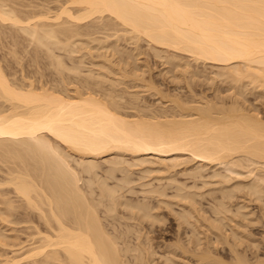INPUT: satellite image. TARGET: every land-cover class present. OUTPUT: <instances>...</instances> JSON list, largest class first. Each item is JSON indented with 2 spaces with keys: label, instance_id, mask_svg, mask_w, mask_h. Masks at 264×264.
Returning a JSON list of instances; mask_svg holds the SVG:
<instances>
[{
  "label": "bare ground",
  "instance_id": "bare-ground-1",
  "mask_svg": "<svg viewBox=\"0 0 264 264\" xmlns=\"http://www.w3.org/2000/svg\"><path fill=\"white\" fill-rule=\"evenodd\" d=\"M60 1L51 9L46 0H0V264L21 255L28 264H150L147 229L163 220L161 204L177 221L173 256L264 264L236 247L255 245L252 213L223 199L241 188L261 198L264 173L235 184L222 174L209 214L195 184L176 178H203L209 164L233 175L248 161L264 168V116L241 101L244 81L264 91V0ZM141 40L173 78L192 76L199 62L220 67L232 100L161 94L154 109L124 94L125 79L159 93L138 72ZM87 47L109 53L81 74ZM42 57L54 73L43 72Z\"/></svg>",
  "mask_w": 264,
  "mask_h": 264
},
{
  "label": "rangeland",
  "instance_id": "rangeland-1",
  "mask_svg": "<svg viewBox=\"0 0 264 264\" xmlns=\"http://www.w3.org/2000/svg\"><path fill=\"white\" fill-rule=\"evenodd\" d=\"M60 2H61L60 0H46L45 3L47 4L48 7L53 9L52 7L57 6ZM100 34L101 33H96V35H100ZM117 42L120 48H125L126 50H128L131 47V44L125 41L124 39H119ZM139 44H140V50L142 52L137 54L136 58H137V63L140 66H142L143 71L138 70V72L144 80L146 81L151 80L155 85V87L159 90V93L156 92L154 88H149V89L144 88L142 86L143 82L139 79L136 80L125 79L123 83H120L117 86V88L122 89L123 93L126 95L135 92L136 95H138L137 100L140 104L145 106L147 105L146 106L147 108L155 109L164 104V100L163 98H161V94H177L184 96L188 95L193 99H198L199 97H205L206 99L212 98L214 100L222 102L224 105H228L229 102L232 100L231 91L234 90V88L230 87V79L229 77H227V75L218 73L221 70L220 67L218 68L216 65H211L208 62L205 63L199 62L195 65L196 72L192 76L187 77V79H184V77L182 76L173 78L172 72L164 69L165 66L162 65L161 57L154 55L152 53V51L148 47L147 42L145 40H141ZM79 52L83 54L81 74H84L88 71L91 62L97 61L101 57L99 53L105 52V50L104 48L97 49L95 47H87L80 49ZM105 53L108 54L109 51L107 50ZM161 54H163V52H161ZM114 58L115 56L111 57V59ZM64 59L66 64H70L73 61L65 55H64ZM22 60H23L22 65L25 70H30L33 68V66L29 64L30 62L27 61L26 55H24ZM46 61L47 59H45L44 57L40 59V65L43 72L47 74L54 73L55 70H53L52 67L45 66ZM191 63L193 62L191 61ZM15 66L17 68L19 67L18 65ZM244 82L245 83L243 87V92H244L243 96L246 100H241L240 98L238 99L241 100L243 104L246 105L247 107L255 108L260 115L264 116V95H262V92L264 91L259 90L257 88H252L251 84L247 83L246 81ZM189 163H193V161L191 162L189 161ZM262 169L264 168L260 167V163H252L248 161L242 165L235 166V170L238 172V174L234 173V175H236L234 176L233 173L229 172V170L226 171L227 169L225 167L223 168L221 164H209V166H206L205 169L202 170L203 178L205 180L204 183H202L203 178L193 179L190 176L182 173V171L176 173V178L179 180H183L182 182L188 184V186L195 184V188H197L198 190L197 192H201V194H199L196 198L200 202L201 206L206 209L207 212L205 213L209 214L210 213L209 204L215 205L214 202H217L218 199L221 198V192L216 187L224 183L221 176L222 174L224 175L227 174L228 176L223 178H229V180L230 178L231 180L234 178V180L232 181L230 180L227 182V183L230 182L229 184H231L232 182L233 184H235L234 182L244 183L246 181H249L252 178V175L258 177L259 174L264 173V170ZM135 171L136 170L133 171V174L135 173ZM213 171H217L220 173L218 175L211 176V173ZM248 176H250L251 178ZM133 183L134 184L132 186L138 184V183L135 184V182ZM196 184L198 186H196ZM138 186L139 185H136L135 187ZM137 189H136L137 191L136 193L139 194L138 195L133 194V196L137 195V197L139 196L141 197L142 195L141 192L139 191L140 188ZM170 190L171 189H169L168 191ZM247 193L248 191L246 190V188H241L238 190H234L232 196L223 197V199L227 201V203H231L232 206L234 203H239V204L244 203L245 204L244 210H249L253 214V215L251 214L253 221L251 222L249 221L246 228L250 231V233H252L251 235L255 239V245L249 244L246 241H241L236 245V247L239 251H242L246 254L249 261H255L254 259L257 257L264 258V196H262L261 198H256L255 196L251 194L250 196ZM262 194H264V192H262ZM161 206L162 207L160 208L159 211L162 212L161 214L163 216V220L161 222H155L154 225L151 227V229H147L149 230L148 231L149 234H151V236L149 235L150 238L148 237L149 239L145 241V245L148 246V249L150 251H152L151 252L152 255L149 258L150 264H194L192 259L187 258L186 256H179V255L173 256L169 251V249L171 247H174L175 245V242H173L175 241L173 239V234L176 228L177 221L173 217V211L167 209L166 207L164 208V205L162 204ZM174 207L178 209L177 205H174ZM236 218L238 220L241 219L239 213L236 214ZM186 229L189 230L190 228L188 227ZM199 229H201L202 233L200 234V236H202L203 231H206V227L201 226ZM144 230L145 229L143 228L141 231ZM21 238L24 240V234L21 235ZM28 243L30 244V241L28 240H25L23 242V244L26 246H28ZM227 248H228L227 244L218 243L217 247L215 248V251L219 255H221V257H223L224 259H228L230 253L228 252ZM166 255L172 256L173 259L171 260L166 258L167 257ZM17 258L18 260L17 262H15V264H28L26 263V261L28 262V260H30L29 258H26L24 255H21ZM214 264H223V263L215 262Z\"/></svg>",
  "mask_w": 264,
  "mask_h": 264
}]
</instances>
